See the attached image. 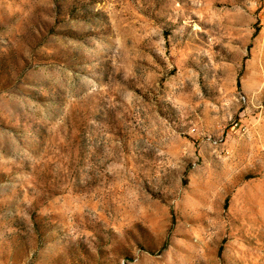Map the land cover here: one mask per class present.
<instances>
[{"label":"rangeland","instance_id":"rangeland-1","mask_svg":"<svg viewBox=\"0 0 264 264\" xmlns=\"http://www.w3.org/2000/svg\"><path fill=\"white\" fill-rule=\"evenodd\" d=\"M0 264H264V0H0Z\"/></svg>","mask_w":264,"mask_h":264}]
</instances>
